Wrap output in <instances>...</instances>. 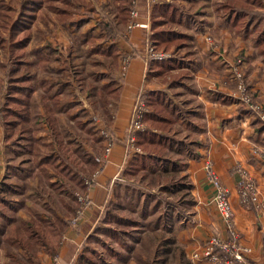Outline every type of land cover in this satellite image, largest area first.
Returning <instances> with one entry per match:
<instances>
[{
	"label": "crops",
	"instance_id": "crops-1",
	"mask_svg": "<svg viewBox=\"0 0 264 264\" xmlns=\"http://www.w3.org/2000/svg\"><path fill=\"white\" fill-rule=\"evenodd\" d=\"M172 1L135 0L133 4L137 10L135 21L147 26L137 25L129 30L125 22L115 17L112 0H99V4L93 0L92 3L70 0L69 5H66V15L49 8L39 12L34 25L40 21L37 30L39 27L42 34L41 39L36 41L32 48L50 44L58 52L50 57V69L40 70L32 48L28 51L31 38L25 57L29 64L25 66L31 68V62L27 59L29 58L27 54L30 52L35 57L36 69L41 73L34 79L30 71L32 79L36 83L40 79L49 81L50 95L56 96L55 102L49 100L48 103L53 110L58 128L69 129L70 124L74 125L69 117L77 112L73 107V99L70 98L76 94L77 88L74 84L76 79L82 83L81 91L84 90L85 85L88 86L87 92L84 93L88 100L87 107L90 110L91 107H95L88 97L93 88V83L90 82L92 77L89 73L87 75L79 73L76 76L71 72L73 63L80 57L72 53L77 47V42L86 46L87 55L99 54L106 58L110 72L109 75L106 69L102 70L106 80L101 79L99 86L94 89V94L102 104L105 114V119H96L95 123L97 127L105 126L111 134V149L103 168L94 177V183L88 191L92 205L85 209L75 226L68 223L74 214L67 208V204L70 203L65 197L68 195L61 193L62 197L59 199L65 204L66 210L60 214L66 221V226L63 238L55 251L59 256L58 264H80L78 260L82 254L92 253V251L88 252L85 244L90 241L95 229L99 227L102 213L114 198L118 186L122 184L124 169L131 158H125L126 127L130 120L132 105L140 92L146 93L147 96L157 93L159 100L154 101L155 105L167 103V106L175 109V114L181 113L182 118L177 119L174 115L172 128L178 131L177 136L174 137L178 141L189 143L192 153L196 156L186 157L183 168V173L192 184V198L189 203L191 211L178 212L175 215L176 225L170 227L174 233L177 230L179 247L175 251L178 252V264H209L203 260H192L191 253L199 249L213 233L227 237L213 203L214 189L204 177L206 159L212 161L222 184L229 190L228 199L232 207L234 223L239 231V240L252 249L247 264H264V158L251 152L254 147L264 150V123L240 100L231 71V64L240 57L245 84L254 99L264 106V10H261L258 19L246 16L248 25L238 31L229 19H225L218 8L221 0H197L193 8L196 10L194 24H187L185 28L179 25L180 30L189 34L186 46L179 49L181 65L171 67L164 73H158L155 72V66L151 69L145 68L143 60L146 43L151 33L149 13L154 3ZM262 1L264 4V0ZM175 3L181 11L183 7L187 9L190 4L186 0H176ZM46 10L52 12L57 20L55 24L49 22L51 32L45 31V34L41 29L48 24H42ZM190 10L189 14L195 12ZM107 22H109L106 29L109 38L106 40L97 38L92 43L90 37H98L103 33L106 28L103 24ZM206 36H210L212 41L207 40ZM109 43L117 47L115 61L102 51ZM97 47L100 51L89 52ZM122 55L130 57L123 73L120 67ZM59 62L62 65L61 70L55 65ZM47 74L52 75L51 79ZM2 87L0 88L2 113L0 132L3 137L0 142V264L3 262L10 264L12 260L9 258V252L19 257L26 255L24 250L9 245L4 240L5 236L10 234L11 228L18 224L20 219H30L31 215L37 213L42 216L58 214V210L42 211L43 206L52 207L51 193L55 190L47 185L38 173L36 163L32 161L33 158L28 155L24 147L25 142L18 138V126L14 127L12 133H4L2 103L5 98L6 80L2 81ZM43 95L47 96L43 88L37 85L31 98L33 106L30 105L29 110L35 111L40 117L26 121L25 127L34 129L32 131L34 137L41 136L45 142H48L50 137L47 124L41 119L44 115L40 101ZM81 120L84 122L85 118ZM6 135L9 137L6 138ZM98 151L100 152V149ZM28 164L33 166L30 171L27 168ZM235 165L244 167L254 178L261 198V210L240 203L236 189L238 174L233 172ZM50 181H53V178ZM84 189L77 192H84ZM27 192L32 193L35 198H25L23 194ZM40 196L43 202L37 201V197ZM129 254L128 264H135L132 251ZM33 256L34 264H53L51 262L53 255H49L42 248H38Z\"/></svg>",
	"mask_w": 264,
	"mask_h": 264
},
{
	"label": "trees",
	"instance_id": "trees-1",
	"mask_svg": "<svg viewBox=\"0 0 264 264\" xmlns=\"http://www.w3.org/2000/svg\"><path fill=\"white\" fill-rule=\"evenodd\" d=\"M175 1L156 2L152 5L149 13L151 33L148 40L157 49L173 53V56L168 59L155 60L148 64L147 69L155 66V72L158 73H164L171 67L181 65L179 49L186 46L189 34L180 30L179 25L185 28L187 24H194L193 22L196 19V10L193 8L197 0H186L190 4L187 9L183 7L182 11L178 9ZM112 2L115 7V17L127 23L130 19V10L133 7L132 0H112ZM69 3L70 0H0V48L6 52L5 63L8 66L7 74L0 80V88H3L2 81L6 80L5 98L2 103L4 132L6 134L12 133L14 127L18 126V138L25 142L24 147L29 153L28 155L33 158L32 161L36 163L38 173L45 183L59 193L70 195L76 201L75 193L84 188L82 175L89 176L98 167L94 160L96 154L89 153L82 147V144L77 143L75 139L77 133H74L75 131L70 128H58L56 126L57 121L53 117V110L48 103L49 100L55 102L56 96L50 95L51 85L49 81L40 79L36 83L32 79L29 67L25 66V64H29L25 60L27 45L32 38V26L39 17V12L44 8H49L66 15V5H69ZM218 8L225 19H229L239 31L246 24L248 25L245 20L246 16L255 19L261 16L260 13L264 10V4L262 0H221L218 3ZM190 9L195 12L189 14ZM63 18L66 19V17ZM103 25L106 27L105 32L103 31L98 37H90L92 43L97 38L102 40L109 38L106 30L109 22ZM116 50L117 47L109 43L102 51L115 61L117 58ZM95 51H100V48L91 49L89 52L93 53ZM57 52L58 50L50 44L32 48V53L37 57V66L42 71L50 69V57ZM37 85H40L47 95H43L40 101L44 111L41 119L47 124L50 137L48 142H45L41 136L34 137L32 133L34 129L25 127L26 121L40 117L35 111L30 112L29 110L30 105L33 106L31 98ZM141 96L148 106V112L144 116L146 128L136 133V144L143 152L131 156L129 159L130 161L123 173L122 183L124 184H126L129 177L144 171L145 173L140 175L142 177L157 170L158 165L164 167L167 162L173 166L172 168L180 167L183 169L186 164V157H196L192 153L189 143H183L174 137L177 136L178 132L175 128H172L174 115L177 119L182 118L181 113L175 114V109L167 106V103L155 105L154 101L158 102L157 100H159L157 93L147 96L146 93L142 92ZM79 112L69 118L73 120L76 127L84 128L86 121L81 120ZM87 131L90 132V129H87ZM7 137L9 136L6 135ZM172 151L177 154L175 159L170 155ZM27 168L29 171L33 169L32 164H28ZM52 178L53 181H50ZM170 178L171 184L174 186L179 185L178 178L173 176ZM190 186L191 183L188 184V188ZM116 194L117 191L114 192V196ZM113 204L114 202L108 203L102 213L100 223L108 225L106 228L104 227L106 235L117 239L121 234L128 232L125 229L112 227L113 224H131L135 226L140 225L141 222L111 213ZM67 208L69 212L73 213L76 209V203L75 205L67 204ZM61 215L60 213H53L42 216L37 213L31 215L30 219H20L19 223L11 228L10 234L6 235L4 240L9 245L24 250L26 257H19L9 252V258L12 260L10 264H34L33 254L38 248H42L51 256L55 254L66 226V221ZM98 230L97 227L89 240L99 241V237L96 235ZM105 247L108 250V259L105 260L100 252L92 251L93 255L82 254L78 262L80 264H122L123 262L119 260L121 257L124 261L126 260L125 264H128L129 253L117 252L107 245ZM126 250L129 251L128 247ZM143 253V249H135L133 254L134 263H156L157 249L154 250L152 259L148 255L145 261L142 260Z\"/></svg>",
	"mask_w": 264,
	"mask_h": 264
},
{
	"label": "rangeland",
	"instance_id": "rangeland-1",
	"mask_svg": "<svg viewBox=\"0 0 264 264\" xmlns=\"http://www.w3.org/2000/svg\"><path fill=\"white\" fill-rule=\"evenodd\" d=\"M83 1H90V3H92V0ZM93 1L99 4V0ZM43 15L44 21L42 24H48L44 25L45 28L41 30H43L44 33L45 31H47V33L51 32L49 22H53L55 24L57 18L56 16L54 17L52 12L48 10H46ZM38 22L40 21H37L36 25L32 28V41L28 46V51L35 45L36 41L41 39L42 33H40V28L38 27L39 31L37 30V26L39 24ZM53 33L55 34V32ZM79 43L80 42H77V47L72 53H75V55H79L80 57H78L73 63L71 72L76 76H78L79 73L86 75L89 73L92 77V79L87 77V79L89 78L90 82L93 83V88L88 94V97L89 101L92 100L95 107H91V110L87 107L88 100L86 94L84 93L87 92L88 86L85 85L84 90L81 91L80 86H82V83H80L79 79H76L74 83L77 88L76 94L70 96V98L73 99V107L76 111H80V118H85L86 125L84 128H78L75 125L72 126V124H70V129L75 131L74 133H77V136H75L77 143L82 144V147L89 151V153L98 155L102 152L105 141L103 138H100L101 136L99 137V131L93 116L97 119H105V114L103 113L104 108L102 110V104L98 101L96 95L94 94V89L99 86V82L102 78L106 80V76L102 70L106 69V72L109 75L110 72L107 68L106 58L99 54L93 56L87 55L86 46ZM5 53L6 52L0 48V80H2L7 74L8 69V66L5 63ZM27 57H29L27 59L31 62L30 71L35 79L38 74L40 75L41 73L38 69H36L35 57L32 56L30 52H28ZM55 65L60 70L62 69L61 62L55 63ZM47 76L50 77V79L52 77L51 74H47ZM83 102L86 104L84 103V105ZM87 129H90V132L87 131ZM99 149L100 152L98 151ZM170 155L174 159L177 157V154L174 151L170 152ZM172 167L173 166L170 165L169 162H167L164 167L158 165L157 170L154 172H149L140 177L141 173H145L144 171H141L140 173L129 177L126 184L122 183L118 186L117 194L111 201L114 202L111 213H116L120 217L130 218L132 220L135 219L136 221H140L141 224L135 226L131 224L111 225L112 227L125 229L128 232L126 234H121L120 237L118 235L119 238L114 239L113 237L106 235L104 232L106 226L108 225H105L104 228V226H100L103 223H100L98 225L99 230L96 233L97 237H99V241L90 240L87 242L85 245H87L88 252H100L106 260L108 259V250L105 247L106 245L115 249L117 252L129 253L132 251V254H134L135 249L140 248L144 250L142 260L145 261L147 260L146 256L148 255H150V258L152 259L154 250L157 249L158 253L155 258V264H178V252L175 251V249H178L179 247L177 244V230L174 233V231L170 230V227L176 225L175 215L177 212L185 213L191 211L189 203L192 198V184L190 188H188L190 181L183 173L182 168ZM171 176L179 179L180 183L178 186H174L170 183ZM51 194L52 207L48 208L47 206H43L42 211L45 212L52 209L54 211L58 210V213L64 212L66 210V206L59 199L62 197V194L57 191L52 192ZM23 196L25 198H35L32 193L28 192L23 194ZM46 198H48V196H46ZM42 199L43 198L41 196L40 198L37 197V201L43 202ZM65 200H67L68 203H73L74 205L76 203L70 195L66 196ZM126 246L129 251L126 250ZM89 255H93V253H90ZM119 260L123 262L122 264L126 263V260L124 261L121 257ZM2 264H6V262H3Z\"/></svg>",
	"mask_w": 264,
	"mask_h": 264
},
{
	"label": "built area",
	"instance_id": "built-area-1",
	"mask_svg": "<svg viewBox=\"0 0 264 264\" xmlns=\"http://www.w3.org/2000/svg\"><path fill=\"white\" fill-rule=\"evenodd\" d=\"M135 4V0H132ZM137 15L136 7L133 6L130 10V19L126 23V28L129 30L137 25L147 26V24H141L135 21ZM206 39L212 41L210 36H206ZM173 56L171 51H163L157 49L151 41H147L146 49L144 52L143 60L145 68L151 61L165 60ZM130 57L128 55H122L120 58V67L122 73L126 70L129 64ZM242 59L236 58L234 63L231 64L232 77L236 82V88L240 100L245 103L248 108L253 111L263 123H264V106L257 102L250 89L247 87L244 81L243 72L241 70ZM142 92L138 93L130 114V120L126 127V140H125V158L141 154L143 151L136 144V133L143 131L146 128L144 123V116L148 112V106L145 100L141 96ZM96 121V117H93ZM2 122V113L0 112V125ZM96 124V123H95ZM99 136L104 139V148L99 155L94 156L95 162L98 167L89 176H82L84 183V192H76V209L73 216L69 219L68 223L72 226L77 224V220L82 217L85 209H88L92 205L91 198L88 195L89 189L94 183V177L103 168L106 162L107 155L110 152L112 145V137L105 126L97 127ZM3 137L0 132V142ZM253 155H257L264 158V150L254 147L251 150ZM233 172L238 174L236 181V189L241 204L251 205L256 210H261V198L258 190V186L254 178L249 172L240 165L233 167ZM204 177L205 180L214 189L213 203L215 210L223 223L224 230L227 233V237H223L218 233H213L208 236L204 244L197 250L191 253L192 260H203L209 264H247L251 248L243 244L239 239V231L233 220V211L229 202V190L224 186L220 180L219 175L213 167L212 161L206 159L204 161ZM1 186V185H0ZM53 264L59 263V256L57 253L51 257Z\"/></svg>",
	"mask_w": 264,
	"mask_h": 264
}]
</instances>
